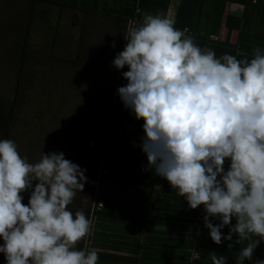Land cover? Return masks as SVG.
<instances>
[{
    "label": "clouds",
    "instance_id": "9594fccd",
    "mask_svg": "<svg viewBox=\"0 0 264 264\" xmlns=\"http://www.w3.org/2000/svg\"><path fill=\"white\" fill-rule=\"evenodd\" d=\"M188 31L160 14L130 27L111 61L117 71L127 67L120 71L127 83L116 94L134 119L143 120V170L166 180L189 209L202 206L214 244L235 235V244L247 242L240 259L252 260L264 243V49H254L250 60L216 57L194 44ZM85 171L63 152H41L38 162L29 163L13 140L0 139L5 264H97L95 248H76L90 234L91 218L67 207L87 182ZM191 259H200L195 249ZM210 260L227 264L216 253Z\"/></svg>",
    "mask_w": 264,
    "mask_h": 264
},
{
    "label": "crops",
    "instance_id": "0c3cea01",
    "mask_svg": "<svg viewBox=\"0 0 264 264\" xmlns=\"http://www.w3.org/2000/svg\"><path fill=\"white\" fill-rule=\"evenodd\" d=\"M130 1L123 0L126 5ZM253 1L138 0V6H134L136 19L129 28L139 26L146 15L160 14L171 20L175 28L187 27L194 44L213 50L216 57L230 54L250 60L254 49H264V0L256 4ZM85 2L86 12L97 11V21L104 18L103 10L116 5V0ZM38 4L40 11L45 9ZM49 7L52 16L56 13V23L60 9ZM64 18L77 28L91 21L86 14L75 11ZM142 124L143 120L134 119L116 99L106 142L108 155L103 159L98 181L92 182L97 188L96 201L103 204L92 219L87 243V250L97 251V264H211L213 253L224 255L227 264H252L264 259V243L254 250L252 260L246 261L240 259L239 249L247 242L235 244V235L232 241L214 244L203 226L202 206L189 209L166 180L152 170H143L147 159L138 146L143 136ZM227 231L226 226L222 232ZM228 243L233 244L231 249L227 248ZM192 249L200 259H191Z\"/></svg>",
    "mask_w": 264,
    "mask_h": 264
},
{
    "label": "trees",
    "instance_id": "16d2710c",
    "mask_svg": "<svg viewBox=\"0 0 264 264\" xmlns=\"http://www.w3.org/2000/svg\"><path fill=\"white\" fill-rule=\"evenodd\" d=\"M24 1L28 15L26 38L17 55L10 92L0 98V139L13 140L19 155L29 163L38 162L41 152H63L65 159L85 169L87 182L67 207L73 213L83 211L92 220L97 198L92 182L98 181L106 155L114 105L119 98L116 89L127 83L120 75L127 67L117 71L111 61L127 42L124 37L130 22L136 19L134 6H138V0H131L130 5L116 0L114 8L103 10L101 21L96 20L97 11L86 12L85 0ZM38 3L45 9L40 11ZM49 5L60 9L56 23L50 20ZM68 11L86 14L91 21L82 23V28L74 27L64 18ZM39 21L45 34L40 50L28 41ZM113 42L115 47L111 46ZM51 87V108L36 121L29 115L35 111V93L40 90L41 101ZM22 107H26L23 115ZM22 195V203L26 204L29 193ZM88 238L77 242V250H87ZM0 264H5L2 253Z\"/></svg>",
    "mask_w": 264,
    "mask_h": 264
},
{
    "label": "rangeland",
    "instance_id": "374dc122",
    "mask_svg": "<svg viewBox=\"0 0 264 264\" xmlns=\"http://www.w3.org/2000/svg\"><path fill=\"white\" fill-rule=\"evenodd\" d=\"M23 5L22 0H0V98L2 99L7 97L10 92L11 81L16 71L17 55H19L26 38L28 15ZM20 8H23L24 11ZM55 16L56 13L51 15L50 19L54 23ZM35 25L37 28L29 35L28 41L34 48L40 50L45 42V34L41 29L42 23L40 21L36 22ZM53 92L54 89L51 87L45 92V98H40L41 101H39L40 90L35 93V96L38 95V99L37 101L35 99L33 107L35 111L29 112L30 117L40 121L44 118L43 115H47L51 108ZM26 107H22V115L25 113ZM25 149L23 150L25 151Z\"/></svg>",
    "mask_w": 264,
    "mask_h": 264
},
{
    "label": "built area",
    "instance_id": "2783aa9c",
    "mask_svg": "<svg viewBox=\"0 0 264 264\" xmlns=\"http://www.w3.org/2000/svg\"><path fill=\"white\" fill-rule=\"evenodd\" d=\"M254 4L258 3V0H254L253 1ZM103 208V204L102 203H97V205L94 207V211L95 212H99L101 211Z\"/></svg>",
    "mask_w": 264,
    "mask_h": 264
},
{
    "label": "flooded vegetation",
    "instance_id": "af4514ba",
    "mask_svg": "<svg viewBox=\"0 0 264 264\" xmlns=\"http://www.w3.org/2000/svg\"><path fill=\"white\" fill-rule=\"evenodd\" d=\"M107 143H108V142H107ZM106 148H108V151H109V146L106 147ZM106 154L108 155V152H106ZM104 159H106V156L104 157ZM106 162H107V160H106Z\"/></svg>",
    "mask_w": 264,
    "mask_h": 264
},
{
    "label": "water",
    "instance_id": "95a60500",
    "mask_svg": "<svg viewBox=\"0 0 264 264\" xmlns=\"http://www.w3.org/2000/svg\"><path fill=\"white\" fill-rule=\"evenodd\" d=\"M97 202H98V201H96V205H97ZM96 205H95V206H96ZM95 213H96V212H95ZM95 213H94V214H95Z\"/></svg>",
    "mask_w": 264,
    "mask_h": 264
}]
</instances>
